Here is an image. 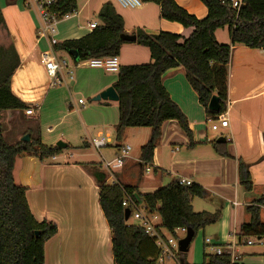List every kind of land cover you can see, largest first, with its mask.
<instances>
[{
	"label": "crops",
	"instance_id": "0c3cea01",
	"mask_svg": "<svg viewBox=\"0 0 264 264\" xmlns=\"http://www.w3.org/2000/svg\"><path fill=\"white\" fill-rule=\"evenodd\" d=\"M175 2L199 20L207 17L208 10L199 0ZM21 5L22 13L28 11L33 19L34 43L30 45L27 39L9 26L0 44L5 47L13 45L16 50L20 64L12 77L11 90L28 109L33 108L34 114L27 116L26 110L6 111L1 114L0 124L9 144H15L29 135L30 140L40 139L42 144L49 147H57L58 143L66 145L59 156L51 159L40 160L34 154L24 153L16 161V181L27 188L31 213L38 222L48 220L58 228L57 235L45 244V264H114L110 229L99 204L100 188L94 174L95 168L86 169L88 159L93 154L87 152H94L98 156L99 172L108 176L107 184L133 187L125 167H117L115 173L109 168L118 164L116 158L120 154L122 157L123 150L128 148L122 141L128 135L135 134L141 137L135 163L141 169V176L144 170L147 174L152 173L150 168H145L148 164L144 165L141 161V148L149 141L151 129H127L117 139V102H94L93 99L113 87L118 74L80 65L71 53L54 51L58 59L67 60L71 65L73 76L70 78L64 71L60 76L62 83L53 86L51 78L47 76L43 58L51 49L49 39L39 35L40 20L37 12L26 9L23 3ZM115 9L124 19L125 34L133 35L137 30H143L151 35L167 32L189 37L192 33V29L162 19L160 7L156 4H143L140 9H126L125 12ZM78 18L72 19L69 26L75 25L82 29L77 34H70L67 28L61 30L62 41L83 38L90 34L86 30L87 23H98V20L87 21L84 26ZM3 19L6 28L9 20L4 16ZM17 21L19 25L22 24L19 19ZM25 21L29 23L26 15ZM216 38L221 44L231 43L228 29L218 30ZM119 61L122 67L148 64L152 59L147 48L137 43H126L121 47ZM163 85L187 117L192 141L176 121L166 122L150 164L155 175L165 171V151L171 160L170 171H165L168 175H174L175 181L190 180L193 185L206 191L205 199L209 202V209L197 213L220 214L216 223L201 229L203 233L210 227L213 233L210 240L214 245L238 246L240 254L235 263L264 264V239L262 244L256 238L245 239L238 244L241 226L250 221L246 208L264 195V50L233 47L229 63L228 101L223 114L228 118L229 126L222 129L227 134H222L223 137L218 140L210 139L205 133L209 121L206 110L190 86L185 70L180 67L167 71L163 75ZM79 100H84V104H79ZM86 100L91 103L87 104ZM101 138H106L109 143L106 148L96 152L92 142ZM215 144H219V148H215ZM224 150L229 157L219 155ZM108 151H113V154H108ZM129 151L120 166L125 165ZM108 156L113 159L104 164V158ZM239 160L249 167L254 185L250 193H246L239 183ZM92 165L95 163L92 162ZM102 165L108 170L103 169ZM133 188L141 194L160 189H146L141 184ZM260 217L264 223V207ZM162 233L170 235L165 230ZM248 240L253 241V244L248 245ZM145 249L147 253L153 251L150 245ZM156 252L158 254L157 248ZM206 252L211 254L213 250L209 248ZM187 254L184 257L180 254V260L190 264Z\"/></svg>",
	"mask_w": 264,
	"mask_h": 264
},
{
	"label": "trees",
	"instance_id": "16d2710c",
	"mask_svg": "<svg viewBox=\"0 0 264 264\" xmlns=\"http://www.w3.org/2000/svg\"><path fill=\"white\" fill-rule=\"evenodd\" d=\"M140 1L158 5L162 19L192 29L189 37L167 32L151 35L137 30L134 34L136 43L150 51L152 61L122 66L113 85L119 96L116 138L120 139L127 129H151L149 141L141 148V161L145 165L153 162L155 147L166 122L176 121L192 141L187 117L164 87L163 75L171 69L183 68L199 103L206 110L207 120L223 115L228 101L233 47L264 50V0H242L238 10L231 0H199L208 10L207 17L202 20L180 7L175 0ZM74 10H77V0H59L54 7V11L62 14ZM97 20L98 27L91 34L61 42L54 46V51H76L78 63L94 58L119 57L121 47L126 44L120 40L124 33L123 17L108 2L102 6ZM1 28L5 29V22L0 11ZM223 29L229 31L230 44H221L216 38V32ZM19 64L14 46L0 44V117L6 111L28 110V106L11 90V80ZM213 96L220 100L219 113L208 110ZM219 146L215 144V148ZM62 151L56 146L42 144L40 139L9 144L0 124V264H45V244L57 235L58 228L54 222L35 219L28 205L27 188L16 181L15 167L17 158L24 153L46 160L59 156ZM219 155L229 157L226 150ZM94 170L100 188L99 204L110 229L114 264H158L154 241L141 227L125 221L123 201L127 195L141 200L149 213L158 214L161 228L170 235L175 236L179 228H191L195 232L193 241L201 229L216 223L220 217L219 213L193 210V200L207 195L200 186H184L176 180L153 193L141 194L133 187L107 184L108 176L97 168ZM238 172L244 191L252 192L254 185L249 167L242 160H239ZM262 207L264 195L246 208L250 221L241 226L238 244L249 238L264 239V223L260 217ZM148 245L153 247L151 253L145 251ZM204 261V264H239L233 263L226 254H209L206 250ZM181 264L188 263L181 260Z\"/></svg>",
	"mask_w": 264,
	"mask_h": 264
},
{
	"label": "built area",
	"instance_id": "2783aa9c",
	"mask_svg": "<svg viewBox=\"0 0 264 264\" xmlns=\"http://www.w3.org/2000/svg\"><path fill=\"white\" fill-rule=\"evenodd\" d=\"M233 7L239 9L242 5V1L231 0ZM59 0H22L23 6L28 9L37 12L40 26H39V35L42 38H48L50 42V52L44 55V63L48 73V76L52 80V85L57 86L62 83L60 76L64 71L67 72V75L72 78L73 69L71 65L68 64L67 60L58 59L54 52V46L60 44L62 41L60 37V31L58 26L62 23L70 22L74 18L79 17L77 10L73 12L62 14L61 12L54 11V7L58 4ZM116 2L124 9H140L143 6V3L140 0H116ZM78 27V26H77ZM75 25L68 26L67 29L72 34L77 32L82 28H77ZM98 27L96 22L87 23V32L90 34ZM80 39V38H78ZM75 39V40H78ZM80 65L88 66L91 68H100L105 70L108 73L118 74L121 68L119 57H105V58H94L89 59L84 62H81ZM79 104H84V100H79ZM33 108L26 110L27 116H33ZM213 123L212 131L217 132L220 129L228 128L229 120L226 115L218 116L216 119H212ZM228 141V140H227ZM106 138L96 139L92 142V148L99 152L102 148H105L108 144ZM128 147L122 152V158L125 157L126 152L129 151ZM109 167V165H107ZM179 183L184 186H191L192 182L187 179H180ZM123 207L131 210L130 219L134 221V225L141 227L145 234L154 241V245L157 248L158 264H181L180 260V250L179 242L181 238H178V233H182L184 236L187 235L186 228H179L175 231V236L169 235L165 236L162 233L161 220L158 214H151L147 211L143 202L139 199L135 200L130 196H126L123 201ZM131 207V208H130ZM183 239V238H182ZM260 244L263 243V240H258ZM205 244L208 248L213 250V253L216 255L226 254L230 256L233 263L238 260V254H240V248L238 246H228L222 247L214 245L210 239H206ZM248 245H252L253 241L248 240Z\"/></svg>",
	"mask_w": 264,
	"mask_h": 264
},
{
	"label": "rangeland",
	"instance_id": "374dc122",
	"mask_svg": "<svg viewBox=\"0 0 264 264\" xmlns=\"http://www.w3.org/2000/svg\"><path fill=\"white\" fill-rule=\"evenodd\" d=\"M9 1L10 0H0V11L3 14L4 18L9 20L8 22L9 25L5 29L3 28L0 29V39L1 37H3L4 34L8 33L7 31L9 29V26H11V28H14L17 31V33H20V35L23 36L24 39H27L30 45L33 44L34 43V36H33L34 30H33L32 17L29 15V13H27L28 11L23 12L25 14L22 13V10H23L22 5H21L22 0H15L13 3ZM108 2H111L120 12L126 11V9H123L116 2V0H77V12L80 14L78 19L80 20L81 25L85 26L87 21L97 20L98 14L102 6ZM25 15L27 16L29 23L25 21ZM18 16H21L24 19V21H22L20 17L18 18ZM17 19H19L22 24L19 25V22L17 21ZM71 24L72 22L63 23L62 25L58 26V30L59 31L64 30ZM134 65H138V64H134ZM47 80H50V79L47 77ZM86 103L90 104L91 101L86 100ZM211 121L212 120L207 121L206 126H205L206 128L205 133L210 139L218 140L219 138L223 137L222 134H225L226 132H224L222 129H220L217 132L212 131L211 128L213 126V123ZM140 138L141 137L139 135L130 134L126 137V140L122 141L125 147L131 148V150L128 152L127 158L125 159V165L120 166L124 162V158H122L120 154V156L116 158L117 159L116 161L118 162V164L111 165L109 170L115 173V169L117 167H120V168L125 167L128 173L127 177L130 180V182L133 184L131 185L133 187H135V185L141 184L142 186L146 187V189H152V187H156V189H158V188L165 187L171 184L172 182H174L175 181L174 175L170 176L167 174V172H169L171 169V166H170L171 160L168 156V153H166L165 151H164V161L165 162H163V169L167 172L162 171L161 174L157 173L155 175V170L150 166V164H148L145 168H150L152 173L147 174L146 170H144L143 176H141V169L135 163V157L138 154V142ZM87 153L93 154V156L88 159L89 163L87 164L89 165L86 166V169L91 170V169L97 168L98 170H100L99 168L100 166L98 163V161L100 160L98 156L94 152H87ZM111 153L113 154V151H108V154L111 155ZM65 154L67 155L68 152L65 151ZM104 159L105 160L103 163L105 164L109 162L110 160H112L113 158H110V156H108V157H105ZM62 161L63 160H60L59 162H62ZM92 162L95 163V165H92ZM102 168L105 170H108L105 168V166L103 167V165H102ZM192 206L194 207L195 212H207L208 211L207 209H209V202L205 198H195L193 200ZM128 223L131 225H134V221L132 219H130ZM212 236H213V233L210 227L205 229V233H203L202 230H200L197 233L194 241L190 245V251L187 254V260L190 264H204L205 263L204 249L207 251L209 250V248L204 245V241L205 239L212 238ZM183 237L184 236H182L181 234L178 235V238L182 239ZM213 244L215 243L213 242Z\"/></svg>",
	"mask_w": 264,
	"mask_h": 264
},
{
	"label": "water",
	"instance_id": "95a60500",
	"mask_svg": "<svg viewBox=\"0 0 264 264\" xmlns=\"http://www.w3.org/2000/svg\"><path fill=\"white\" fill-rule=\"evenodd\" d=\"M120 40L125 43H136L137 37L134 34L129 35V34L123 33L120 35ZM71 54L74 55L75 60L78 62L79 61L78 53L76 51H73L71 52ZM93 101L94 102H100V101L118 102L119 96L117 92L115 91V89L113 87H110L104 92H102L100 95L96 96L93 99ZM208 109L209 111L213 113H219L221 111L220 100L217 96H213L211 98L209 105H208ZM22 142H27V143L30 142V136L26 135L25 137H23ZM57 147L61 149H65L66 145L63 143H58ZM124 215H125V221H129L131 210L126 209L124 212ZM194 235H195V232L191 228L187 229L186 237L179 242V250L181 254H187L189 252V247L193 241Z\"/></svg>",
	"mask_w": 264,
	"mask_h": 264
},
{
	"label": "bare ground",
	"instance_id": "6f19581e",
	"mask_svg": "<svg viewBox=\"0 0 264 264\" xmlns=\"http://www.w3.org/2000/svg\"><path fill=\"white\" fill-rule=\"evenodd\" d=\"M73 33H74V34H77L78 32H77V33H76V32H73ZM68 37H70V36H68ZM71 37H72V35H71Z\"/></svg>",
	"mask_w": 264,
	"mask_h": 264
}]
</instances>
